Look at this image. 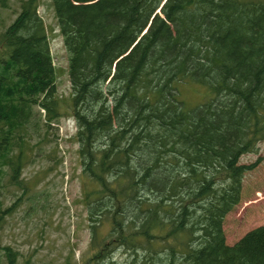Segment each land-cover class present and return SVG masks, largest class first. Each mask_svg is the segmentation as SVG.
Listing matches in <instances>:
<instances>
[{"label":"trees","instance_id":"obj_1","mask_svg":"<svg viewBox=\"0 0 264 264\" xmlns=\"http://www.w3.org/2000/svg\"><path fill=\"white\" fill-rule=\"evenodd\" d=\"M159 1L51 0L71 55L69 112L55 96L38 0H18L0 31V183L26 192L25 157L70 115L85 264H264V225L233 245L222 226L260 161L239 158L264 140V0H167L175 33L155 15L129 47ZM188 85L193 104L181 95ZM12 210L0 202V264H20L2 243Z\"/></svg>","mask_w":264,"mask_h":264},{"label":"rangeland","instance_id":"obj_2","mask_svg":"<svg viewBox=\"0 0 264 264\" xmlns=\"http://www.w3.org/2000/svg\"><path fill=\"white\" fill-rule=\"evenodd\" d=\"M163 2L160 0L156 4L150 13L148 24L134 40H130L129 47L134 46L145 34L155 15L166 22L171 33H175V28L163 9ZM38 3L37 12L44 20L53 58L56 98L64 111H67L71 109L72 102L62 33L51 0H38ZM18 12V0H6L5 7L0 5V31L15 19ZM146 12L148 14L149 10ZM157 31V34H161L162 41L165 35L162 27L157 26ZM128 36L124 39L129 42ZM160 41L151 46L149 52H157ZM143 47L144 45L137 51V55L143 53ZM163 47L162 50L165 51L167 45ZM163 54L171 55L167 51ZM114 87L115 84L111 85L110 91ZM193 90H196L194 85L181 88V95L189 104H193L196 99ZM66 118L64 116L59 119L49 129L48 138L25 157L20 177L31 178L26 192L15 184L7 183L6 176L1 179L0 202L3 207H13L5 215L7 219L2 226V243L19 252L20 264H85L90 254L87 247L89 231L86 210L79 200L83 178L76 154L78 144L74 138L75 126ZM43 130L45 128H41L39 137H34V141L43 137ZM256 159H260L258 165L247 172L242 180L239 204L224 219L223 230L228 244L237 241L248 230L264 224V140L258 143L255 153L243 154L239 163H252ZM115 256L119 254L116 253Z\"/></svg>","mask_w":264,"mask_h":264},{"label":"bare ground","instance_id":"obj_3","mask_svg":"<svg viewBox=\"0 0 264 264\" xmlns=\"http://www.w3.org/2000/svg\"><path fill=\"white\" fill-rule=\"evenodd\" d=\"M140 256V255H139Z\"/></svg>","mask_w":264,"mask_h":264}]
</instances>
